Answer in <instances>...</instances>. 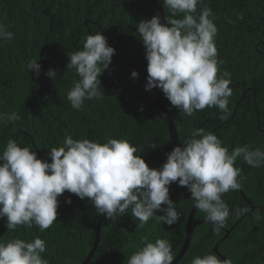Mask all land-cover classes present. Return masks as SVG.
I'll list each match as a JSON object with an SVG mask.
<instances>
[{"label": "trees", "instance_id": "16d2710c", "mask_svg": "<svg viewBox=\"0 0 264 264\" xmlns=\"http://www.w3.org/2000/svg\"><path fill=\"white\" fill-rule=\"evenodd\" d=\"M204 7L211 9L210 18L218 30L214 38L217 76L230 74L227 118L221 119L224 113L216 107L187 116L160 89L159 96L182 146L193 130L203 128L214 133L229 152L243 145L264 150V0H202L194 15ZM162 8L166 24L170 13ZM156 13V0H0V22L14 33L11 40L0 41V113L17 112L21 117L0 123V151L12 139L51 162L49 150L62 146L67 136L101 144L115 138L127 140L149 168L159 169L171 150L151 155L169 145V134L152 89L144 87L147 61L137 32L138 23ZM97 33L115 49L109 67L98 77L104 97L85 100L75 110L66 99L78 79L74 70L66 68L68 56L83 50L87 35ZM31 60L40 64L39 76L28 71ZM50 69L56 72L54 79L45 75ZM133 70L136 78L131 77ZM234 166L241 169L237 179L242 187L222 196L230 211L225 226L219 232L206 221L196 226L187 251L174 264H191L196 256L215 254L213 247L226 231L228 238L218 245L225 259L232 264H264V166L253 168L242 159ZM168 187L180 214L176 223L169 226L149 220L139 228L130 210L115 220L103 215L99 241L87 264H127L143 246L141 236L152 242L168 239L176 257L193 201L186 186L173 182ZM242 208L248 211L237 218L235 211ZM98 216L88 198L65 191L58 197L57 220L50 228L41 232L35 225L19 226L10 231L6 217H0V242L13 238L31 242L39 237L46 246L41 256L49 264H82L93 247ZM193 218L202 222L205 214L197 209Z\"/></svg>", "mask_w": 264, "mask_h": 264}, {"label": "clouds", "instance_id": "9594fccd", "mask_svg": "<svg viewBox=\"0 0 264 264\" xmlns=\"http://www.w3.org/2000/svg\"><path fill=\"white\" fill-rule=\"evenodd\" d=\"M202 0H162L170 15L166 24L159 17L141 20L137 26L144 46L146 64L145 90L159 88L170 104L187 116L206 107L218 108L226 119L230 109L228 98L230 74L217 76V35L211 9L204 7L198 15ZM180 17V18H176ZM14 33L0 22V41L11 40ZM115 49L100 33L87 35L83 50L68 56L66 68L74 70L78 79L68 90L66 99L72 109L80 110L85 100L102 99L98 78L110 63ZM40 64L31 60L28 71L40 74ZM45 75L54 79L56 72ZM138 73L133 70L131 77ZM142 110V109H141ZM17 112L0 113V123L16 122ZM197 137H200L197 139ZM137 148L127 140L107 138L106 143L89 139L65 137L63 145L49 150L51 162L42 161L29 147H20L8 139L0 151V217H6V228L16 231L19 226L34 225L41 232L57 220L58 197L65 191L78 198H88L97 215L115 220L129 213L143 228L149 220L173 225L180 219L176 205L169 198V185L176 182L191 193L193 207L205 214L215 232H219L230 216L222 196L237 191L241 169L238 159L253 168L264 166V150L248 145L237 146L231 152L222 141L203 128L191 132L185 146H175L159 168H149ZM66 203H71L70 199ZM165 205L166 207H162ZM159 211L163 215H156ZM247 208L236 209L237 218ZM142 247L134 251L127 264H172L175 255L168 239L146 236L140 238ZM45 241L39 237L27 242L13 238L0 242V264H49L41 254ZM191 264H232L209 253L196 256Z\"/></svg>", "mask_w": 264, "mask_h": 264}, {"label": "water", "instance_id": "95a60500", "mask_svg": "<svg viewBox=\"0 0 264 264\" xmlns=\"http://www.w3.org/2000/svg\"><path fill=\"white\" fill-rule=\"evenodd\" d=\"M156 14L157 17H159L160 23L164 24V13H163V8H162V0H156ZM152 95H153V99L156 103V105L158 106V108L160 109V111L162 112L166 123H167V130H168V134H169V145L166 148H163L161 150L156 151L154 154L151 155L155 156L158 154H162L165 152H168L170 150H172L173 147L175 146H181L182 145L179 143L178 141V137H177V133H176V129H175V125L174 122L171 118V116L169 115V112L167 111L166 106L163 104L160 96H159V88H153L152 89ZM240 190V189H239ZM247 203L250 205V202L247 201ZM196 208L192 207L190 212H189V216L187 218V222L185 225V234H184V242L182 245V248L180 250V252L178 253V255L175 257L174 261L172 262V264L176 263L177 261H179L181 259V257L185 254V252L187 251L189 244H190V240L192 238L193 232H194V228L200 224H202L203 222H205L206 220L200 222V221H195L194 220V214L196 212ZM253 210V208H251V211ZM103 215H99L98 216V221L96 224V231H95V240H94V244L93 247L91 249L90 254L87 256L86 260L82 263V264H87V262L90 260V258L92 257V254L98 244L99 241V230H100V221L102 219ZM207 222V221H206ZM209 224H211L210 222H208ZM229 235V231L225 232V235L218 241V243L213 247V252L221 259L224 260L225 258L219 253L218 251V245L219 243H221L222 241L226 240L228 238Z\"/></svg>", "mask_w": 264, "mask_h": 264}]
</instances>
